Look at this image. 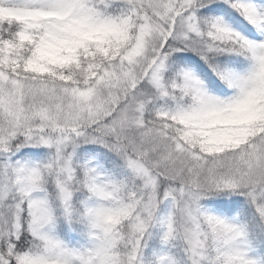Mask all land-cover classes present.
I'll list each match as a JSON object with an SVG mask.
<instances>
[{
    "label": "trees",
    "instance_id": "trees-1",
    "mask_svg": "<svg viewBox=\"0 0 264 264\" xmlns=\"http://www.w3.org/2000/svg\"><path fill=\"white\" fill-rule=\"evenodd\" d=\"M9 1L27 6L36 0ZM69 1L71 16L77 19L73 23L57 17L35 22L0 17V71L11 80L6 87L9 91L15 87L22 106V121L16 125L0 113V130L16 128L0 137L2 142L10 140L7 150L13 153L7 172L0 158V183L7 173L11 186L8 194L4 190L0 195V264H27L30 258L71 251L87 255L94 243V206L105 199L90 187L97 176L116 187L107 200L129 209L126 218L106 230L115 264H160L163 251L176 264H190L175 224L172 234L166 230L172 199L165 195L179 188L201 195V211L242 225L249 248L264 264V193L258 194L264 187V122L241 147L207 153L192 141L182 142L186 127L170 118L198 106V98L187 87L191 79L211 95L238 93L229 88L226 77L252 75L259 66L252 47L264 45V30L240 6L262 7L264 0H193L187 5L168 0ZM189 16L196 32L184 34L182 23ZM77 22L82 30L72 26ZM147 25L158 34L148 38L142 55L132 58L139 33ZM215 25L240 32L247 41L217 38ZM48 44L59 48L62 61L36 57L38 49ZM157 56L165 61L164 95L148 83L150 61ZM33 61L43 70L32 68ZM89 91L91 99L82 100ZM136 95L142 96L141 123L128 127L126 136L113 123ZM83 104L97 114L85 124L74 127L66 122L69 119L56 117L72 112L74 118ZM58 135L86 139L66 150L67 156L73 155L71 181L66 184L71 194L69 215L60 188L65 177L58 151L39 144L42 138ZM128 155L137 156L157 176V194L163 198L142 238L131 228L144 190L125 169ZM31 169H38L39 176L34 177ZM205 231L200 263L224 264L222 230L206 226ZM139 238L137 260H131Z\"/></svg>",
    "mask_w": 264,
    "mask_h": 264
},
{
    "label": "rangeland",
    "instance_id": "rangeland-1",
    "mask_svg": "<svg viewBox=\"0 0 264 264\" xmlns=\"http://www.w3.org/2000/svg\"><path fill=\"white\" fill-rule=\"evenodd\" d=\"M168 1L182 2L185 5L193 2V0ZM9 2V0H0V17L28 22H35L40 18L49 17L68 19L72 23L77 20L71 16L69 0H36L34 1V5L27 6L13 5ZM37 2H43V4L35 5ZM166 8L167 10L170 9L169 6ZM240 8L249 20L258 24L259 28L264 30V6L244 3ZM193 19V16H189L183 21L184 34L196 32ZM72 26L82 30L80 23L78 25L72 24ZM157 31L148 25L141 30L136 47L133 50L132 58H137L143 54L148 38L157 35ZM214 36L231 41H247V38L242 33L234 32L219 25H215ZM252 49L259 60V66L254 70L253 74L237 78L226 77V82L229 85L226 84L229 88L231 90H238V93L233 97L211 95L195 79H191L190 82L188 81L187 87L193 96L198 98V106L193 110L172 114L170 117L172 121L181 123L186 127V131L182 136V142L192 141L198 144L205 152L216 153L229 148L241 147L250 137L255 136L259 132L260 125L264 122V45L263 43H258ZM58 50L59 48L56 45L48 44L38 49L36 57L43 62H60L63 58ZM150 63V78L148 79V83L150 82L161 95H164L163 71L165 61L160 56H157ZM31 67L43 70L42 66L37 64V61H33ZM10 82L11 80L4 76L3 71H0V108L2 109L0 113L6 120L15 122L16 125L19 121H22L20 120L22 106L15 94V87L10 91L7 89L6 85ZM91 95L92 91L83 93L81 97L84 99L82 100H90ZM140 97L142 96L136 95V97L129 98L127 105L119 111L114 120V128L121 130L126 136L128 127L138 126L141 123L140 118L143 107L139 100ZM60 104H62V100L58 103V105ZM88 105L83 104L80 112L74 118H71L72 112H61V115L56 117H62L63 120L69 119V122H66L71 123L74 127L85 124L86 119H92L97 115L94 108ZM46 117L47 115L44 119L48 121ZM15 129H11L10 127L3 128L0 130V137L12 134V132H15ZM79 141L85 142L86 139L58 135L49 139L42 138L39 142L41 145L55 146L58 151L60 171L65 177V180L60 184V188L68 215L71 194L66 184L68 181H71L72 169L70 160L73 155L67 156L66 150L69 146L76 147ZM9 142L10 140L2 142V139H0V158H2L3 162H6L5 172L9 168L13 154L7 150ZM134 150L139 155L142 154V151L137 146ZM125 169L128 174L140 181V186L144 190L142 203L140 199L138 202L140 211L135 215L131 228L133 232H137L142 238L152 223L153 218L158 214L159 206L163 199L157 194L159 179L137 156L128 155L126 157ZM30 172L34 177L39 176L38 169H31ZM1 179L0 195H5L6 192L8 194L11 191V186L7 173ZM89 184L92 190L101 193L105 199L102 198V202L94 206L96 217L95 236L93 246L88 250L87 255L77 253L76 251L63 252L57 255L30 258L27 264H115V259L110 253V241L106 230L112 227L114 223L117 224V222L126 218L129 214V209L125 204H114L107 200L108 197L114 194L116 187L106 182L104 176H97ZM253 191L257 190L253 189ZM263 193L264 187L259 190L258 194ZM165 197L172 199V206L165 220L167 233H173L175 224L176 230H178L183 243L186 245L190 264H201L200 262H202L205 256L204 250L207 243L206 226L222 230L220 233L222 239L220 240V244H223V246L220 251L224 264H260L259 257L251 251L246 242L243 226L231 223L224 219L223 216L214 212L201 211L198 208V202L201 199L199 193L191 189L179 188L172 189L171 192L166 193ZM141 242L140 238L136 240V248L134 255L131 256V260H137ZM129 264L133 263L130 262ZM160 264L176 263L167 251H163L160 254Z\"/></svg>",
    "mask_w": 264,
    "mask_h": 264
}]
</instances>
